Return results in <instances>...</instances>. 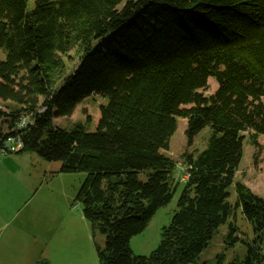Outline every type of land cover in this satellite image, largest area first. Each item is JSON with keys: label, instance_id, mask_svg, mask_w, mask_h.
<instances>
[{"label": "trees", "instance_id": "obj_1", "mask_svg": "<svg viewBox=\"0 0 264 264\" xmlns=\"http://www.w3.org/2000/svg\"><path fill=\"white\" fill-rule=\"evenodd\" d=\"M0 0V147L19 134L49 162V176L85 172L76 200L101 264H190L236 207L256 237L237 264H264V198L236 183L245 132L264 134V0ZM101 47L93 48L106 36ZM78 63L67 71L64 55ZM218 84L205 94L209 78ZM92 95L107 99L93 118L66 128ZM32 122L17 128L22 116ZM186 122L188 146L206 126L207 146L182 155L188 177L157 248L136 255L131 238L176 192L165 151ZM237 225L228 238L238 240ZM38 264H50L39 258Z\"/></svg>", "mask_w": 264, "mask_h": 264}, {"label": "rangeland", "instance_id": "obj_2", "mask_svg": "<svg viewBox=\"0 0 264 264\" xmlns=\"http://www.w3.org/2000/svg\"><path fill=\"white\" fill-rule=\"evenodd\" d=\"M34 6V0L28 1V9H32ZM111 36H106L98 42H94L93 48L101 47L104 43H107ZM80 53L77 49H74L64 55L66 60L67 71L71 70L79 61ZM0 58H5V53L0 50ZM218 84L214 78H209L206 89H203L204 93L209 95L216 91ZM264 101V96L262 98ZM107 103V99L99 95H92L87 97L83 103L76 109L75 113L71 117H58L55 122L66 128H70L76 121H85L87 116L93 118V123L90 125V129H95L96 119L99 116L100 107ZM8 104L1 102L0 107H5ZM0 120V127H1ZM186 122L184 119L179 120L178 128L170 138L169 148L165 153L172 157L176 162V168L174 171V182L179 184L172 199L165 205L158 208L154 216L148 222L146 228L134 235L131 238V247L136 255H150L159 245L162 237V229L168 225L178 209V199L183 188V183L186 178L185 164L183 163L182 155L185 152L197 154L207 146V141L210 135L213 133V129L208 125L204 127L194 138L192 145L188 146V141L185 135ZM245 138L243 141V156L234 176L233 183L228 188L230 196L228 200L235 204L236 202V183L241 181L251 188L256 194L264 198V134L259 135L258 144L253 145L248 136V132H245ZM30 154H36L27 152V156ZM46 169L48 170L49 162L46 161ZM42 164H36V169H43ZM48 174V173H47ZM61 185H64V190H58L59 195L55 198L47 200L46 207L49 212H52L53 219L68 220L73 218L82 223L83 208L81 203L76 200V195L79 187L86 177L85 172H72V173H59ZM52 200V207H51ZM64 213H66L65 217ZM68 215V216H67ZM82 216V217H81ZM88 232L93 238L94 244V256L96 264H101L98 258L96 247L101 248L105 245V236L99 231L92 232L91 225L88 221ZM237 225L238 230L234 235L238 237V240L232 242V239L228 238L230 231V224ZM256 237L254 227L252 223L243 214L241 208L235 209L233 215L228 220L220 225L218 231L213 236L209 245L202 251V253L196 258V260L190 264H237L245 257L247 252V245L252 243ZM44 258V257H41ZM47 259V258H44ZM50 262V261H49Z\"/></svg>", "mask_w": 264, "mask_h": 264}, {"label": "crops", "instance_id": "obj_3", "mask_svg": "<svg viewBox=\"0 0 264 264\" xmlns=\"http://www.w3.org/2000/svg\"><path fill=\"white\" fill-rule=\"evenodd\" d=\"M46 166L37 153L0 155V264H38L41 257L50 264H96L84 216L81 224L73 218L51 220L47 200L65 187L59 186L61 174L49 176Z\"/></svg>", "mask_w": 264, "mask_h": 264}, {"label": "built area", "instance_id": "obj_4", "mask_svg": "<svg viewBox=\"0 0 264 264\" xmlns=\"http://www.w3.org/2000/svg\"><path fill=\"white\" fill-rule=\"evenodd\" d=\"M32 120L29 115H24L18 122L17 128H24L27 126ZM23 147V143L21 141V137L19 134L11 135L9 134L7 139L3 142V145L0 147V155L6 153H13L19 151ZM186 170V169H185ZM186 173V178L188 177V172Z\"/></svg>", "mask_w": 264, "mask_h": 264}]
</instances>
